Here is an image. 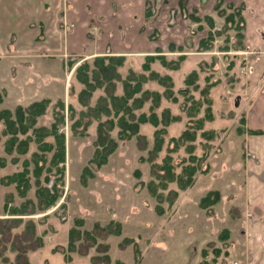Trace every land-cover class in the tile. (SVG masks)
Segmentation results:
<instances>
[{"label": "rangeland", "instance_id": "obj_1", "mask_svg": "<svg viewBox=\"0 0 264 264\" xmlns=\"http://www.w3.org/2000/svg\"><path fill=\"white\" fill-rule=\"evenodd\" d=\"M135 1L145 3L142 30L154 42L149 53L70 57L47 84L49 97L25 98L33 91L28 87L14 97L0 89V230L8 232V240L0 237V264L23 260L13 243L24 247L27 264H241L229 196L242 172L233 168L238 135L263 88L252 72L258 49L245 39L244 11L254 18V10L241 0ZM108 58L115 78L100 84L113 83L118 95L122 79L129 78L130 92L140 81L127 104L141 105L135 119L153 114L157 124L141 122L144 138L124 140L120 125L111 128L106 135L116 148L97 168L98 120L117 121L113 112L102 113L109 109L100 100L106 92L96 88L85 99L80 78ZM14 68L13 78L27 77ZM5 79L1 73L0 85ZM38 101L44 111L25 127L28 108ZM42 127H55L60 136L37 138L32 129ZM29 222L39 239L24 234Z\"/></svg>", "mask_w": 264, "mask_h": 264}, {"label": "crops", "instance_id": "obj_2", "mask_svg": "<svg viewBox=\"0 0 264 264\" xmlns=\"http://www.w3.org/2000/svg\"><path fill=\"white\" fill-rule=\"evenodd\" d=\"M241 2L254 10V18L244 11L245 39L258 49L252 72L262 77L263 88L247 109L243 133L238 135L239 160L233 168L242 172L236 194L229 197L239 222L240 236L234 245L241 264H264V0ZM144 4L141 7L135 0H0V74L8 75L0 89L14 97L16 90L28 87L32 95L24 94L25 98L49 97L47 84L54 74L64 72L70 57L86 58L106 50L128 57L149 53L154 42L142 30L147 25ZM53 62L60 64L55 70ZM14 66L27 77L13 78ZM36 75L39 81H29ZM238 200L242 205L236 207Z\"/></svg>", "mask_w": 264, "mask_h": 264}, {"label": "trees", "instance_id": "obj_3", "mask_svg": "<svg viewBox=\"0 0 264 264\" xmlns=\"http://www.w3.org/2000/svg\"><path fill=\"white\" fill-rule=\"evenodd\" d=\"M104 60H106V59H102V62L100 64L95 65L94 69L90 70L91 71L90 74H89L90 71L89 72L83 71L84 74L80 78V81L83 84V88L80 90V92H82V94L85 96V99L87 98V100H88L91 96V93L96 88H102L103 91L106 92L105 96L103 95L104 97H100V100L104 101V105H106L105 107H108L109 109L108 110L104 109V111H102V113H105V115H109L111 112H113V116L116 117V121H117L115 123H114V121H107V120L103 122L102 120H98V117L93 116V118L98 120L97 135H96L97 137L95 140V146L98 148V149H96V151L98 152V154H96V157H94V161H93L94 165L97 168L106 162L108 155L110 153H112L114 151V149L116 148V144H115L114 140L111 137H109L108 135H106V133L109 134L108 132L111 130V128H113L114 126L120 125L121 131L118 132V138L120 140H124V139H129L133 135L138 136V138L139 137L144 138V136H141L140 134L138 135V131H137L138 124L141 122L150 121L151 123H154V125L157 124V119L155 118V115H153V114H152V116H153L152 119H148L147 116L144 114H140L135 119V115L133 114V110L139 108L141 105L134 103L135 100L132 101L133 102L132 104H130V105L127 104L128 100L132 97V93L138 92L140 90V86H139L140 81H137V84L135 86H133L135 88L130 92V85L128 83L129 78L122 79L123 91L118 95L114 94V90H115L116 86L113 83H109L107 86H103V84H100V81H99L100 78L101 79L108 78L109 82H110V80L113 81V79L115 78L114 73H116V70L108 69L109 66H107L109 64V61H111L112 59L108 58L107 59L108 61L105 64H104ZM114 67H115V65H114ZM129 75L134 77V74L132 72H130ZM116 79L120 80L119 76ZM107 99L109 100L108 105L105 102V101H107ZM40 104L41 105L44 104V106L43 107L39 106V108L36 109V107H38L37 105H40ZM45 106L46 105H45L44 101L34 102L33 104L30 105V107L28 108V112L26 113L27 123L25 124V127L31 128L33 126V124L36 121V117L43 113V111H44L43 109ZM93 109H95V107L89 106V108H88V110H93ZM111 109H112V111H111ZM20 111L22 112L21 109H20ZM24 114H22V116ZM125 114L129 116V120H130L129 122L127 120H125V116H123ZM6 118L8 119L7 116H6ZM9 118H10V116H9ZM17 119L20 123L22 122L21 118H17V116H16V120ZM113 119H115V118H113ZM44 128L45 127H42L39 129L34 128V129H32V133L35 136L38 135L37 138H43L47 134H49L50 132L54 133L55 137L60 136V135H58L59 133H57V130L55 129V127H53L52 131L44 130ZM154 146H155L154 150L158 151L160 148V145L158 144L157 141H156V144ZM100 147H101V149H100ZM144 147H145V143H144V145H142V143H140V148L144 149ZM85 168H89V167H85ZM3 221L4 222H2V223H5L8 220H3ZM117 226H120V225L117 223ZM33 227H34V225L31 224V222H29L25 225L23 232H24V234H26V236L29 234L28 239H29V236L33 239H36V238L39 239V237H36L35 232L32 229ZM94 227L96 229L98 228V226H94ZM97 230H99V229H97ZM223 231H226V229H223ZM118 233H119L118 230H116L114 232V234H118ZM7 234H8L7 231H4V230L1 231L0 230V235H1L0 237H2V239L6 238L8 240ZM0 241H1V239H0ZM16 242H19V241H16ZM10 243H11V241H10ZM10 249L17 250V252H18L17 257L22 256L23 260L17 264H27L28 260H27V257L25 255L26 251L23 250L24 247L22 249H18V248L16 249V246L13 243L12 245L10 244Z\"/></svg>", "mask_w": 264, "mask_h": 264}]
</instances>
